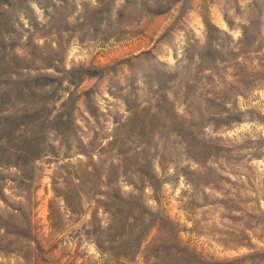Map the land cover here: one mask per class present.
Listing matches in <instances>:
<instances>
[{"label":"rangeland","instance_id":"rangeland-1","mask_svg":"<svg viewBox=\"0 0 264 264\" xmlns=\"http://www.w3.org/2000/svg\"><path fill=\"white\" fill-rule=\"evenodd\" d=\"M0 264H264V0H0Z\"/></svg>","mask_w":264,"mask_h":264}]
</instances>
